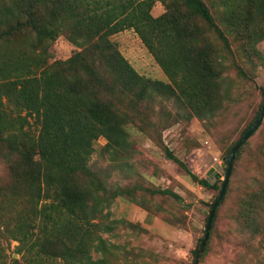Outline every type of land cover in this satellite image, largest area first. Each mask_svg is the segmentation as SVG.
Returning a JSON list of instances; mask_svg holds the SVG:
<instances>
[{
  "label": "trees",
  "instance_id": "16d2710c",
  "mask_svg": "<svg viewBox=\"0 0 264 264\" xmlns=\"http://www.w3.org/2000/svg\"><path fill=\"white\" fill-rule=\"evenodd\" d=\"M154 2L0 0V159L7 167L0 180V235L16 240L20 253L7 261L3 246L0 264H108V247L97 233L104 225V231L111 229L103 224L104 209L115 197L142 203L140 189L181 200L169 188L108 186L101 170L89 163L95 141L103 137L100 154L127 165L132 151L127 124L144 127L154 103L162 106L164 119L178 117L164 104L170 100L189 111L187 117L204 119L231 98L232 82L205 30L214 31L232 50L207 2L169 0L156 16L151 13ZM219 3L224 8L219 18L228 29L234 24L237 36H264V0ZM126 28L137 33L168 81L140 74L110 40ZM61 34L79 49L65 59L49 60V46ZM166 156L180 162L170 150ZM183 166L201 185L220 190L223 179L211 184ZM245 200L239 219L264 248V189ZM101 249L104 255L93 259L91 250Z\"/></svg>",
  "mask_w": 264,
  "mask_h": 264
},
{
  "label": "rangeland",
  "instance_id": "374dc122",
  "mask_svg": "<svg viewBox=\"0 0 264 264\" xmlns=\"http://www.w3.org/2000/svg\"><path fill=\"white\" fill-rule=\"evenodd\" d=\"M168 1L155 0L151 13L156 16L164 12ZM205 1L231 46L232 52L214 31L205 30L211 50L220 54L224 74L232 82L231 98L224 99L223 107L204 119L187 117L189 111L177 107L174 100L164 104L170 112H177L178 117L169 114L164 119L160 113L162 106L154 103L148 117L144 118V127H139V123L127 124L132 142L127 165L119 166L118 161L115 164L100 154L106 141L103 137L95 141L89 163L101 170L108 186L136 183L141 187L169 188L181 198L176 201L168 195H151L140 189L137 197L142 203L115 197L104 209L107 216L103 224L109 223L112 227L104 231V225L97 233L108 247V264L192 263V251L203 235L205 217L219 189L201 185L183 165L199 178L220 184L225 171L222 164L226 161L229 146L243 136L244 129L254 122L262 105L264 36H237L233 31L236 26L231 24L229 31L219 18L224 10L219 0ZM110 40L140 74L168 81L132 28L112 34ZM78 49L74 42L61 34L49 46V60L65 59ZM234 62L245 75L238 72ZM166 150L172 151L180 162L167 157ZM212 168L213 171L209 172ZM6 172V163L0 159V180ZM261 189H264V116L234 156L226 194L217 208L211 230L209 248L198 264H264V248H261L259 236L251 237L238 214V211L242 212L244 202L248 203L245 199L253 198ZM254 202L259 204L257 200ZM260 213V219H263V207H260ZM17 244L16 240H4L0 235L2 257L4 246L7 261L12 257L19 258L20 253L15 252ZM91 255L97 259L104 253L102 249L91 250Z\"/></svg>",
  "mask_w": 264,
  "mask_h": 264
},
{
  "label": "water",
  "instance_id": "95a60500",
  "mask_svg": "<svg viewBox=\"0 0 264 264\" xmlns=\"http://www.w3.org/2000/svg\"><path fill=\"white\" fill-rule=\"evenodd\" d=\"M263 116H264V99H263L262 105L259 109V112H258L254 122L249 127V129L243 134V136L231 147L228 158L226 159L225 163L222 164V167H225L224 175L222 177L223 181H222L219 193H218L216 199L214 200V202L212 203L211 208L208 212V218H207V223L205 226V232H204V235H203L201 241L198 244V247L196 249L195 257H194L192 264H198L200 255H201L202 250L204 248V245L208 239L216 207L220 203V200L222 199V197L226 191V186H227V183H228L230 175H231L235 152L239 148V146L241 144H243L251 136V134L257 129V127L259 126V124L262 121ZM211 171H213V168L209 172H211ZM216 176H220V174L216 173Z\"/></svg>",
  "mask_w": 264,
  "mask_h": 264
},
{
  "label": "built area",
  "instance_id": "2783aa9c",
  "mask_svg": "<svg viewBox=\"0 0 264 264\" xmlns=\"http://www.w3.org/2000/svg\"><path fill=\"white\" fill-rule=\"evenodd\" d=\"M217 159V158H216Z\"/></svg>",
  "mask_w": 264,
  "mask_h": 264
}]
</instances>
